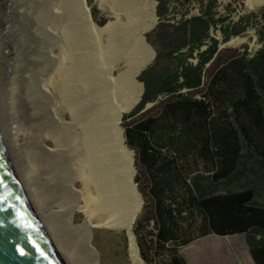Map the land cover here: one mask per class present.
Returning a JSON list of instances; mask_svg holds the SVG:
<instances>
[{"label":"bare ground","instance_id":"obj_1","mask_svg":"<svg viewBox=\"0 0 264 264\" xmlns=\"http://www.w3.org/2000/svg\"><path fill=\"white\" fill-rule=\"evenodd\" d=\"M29 1L31 51H21L25 33L14 51L6 25L15 2L0 0L2 161L61 264H92L89 227L123 229L132 263L146 264L132 229L143 201L121 118L137 102L135 77L150 62L136 35L152 26L154 2L122 0L128 22L98 28L86 0ZM113 45L122 51H97ZM74 211L85 222L70 224Z\"/></svg>","mask_w":264,"mask_h":264},{"label":"trees","instance_id":"obj_2","mask_svg":"<svg viewBox=\"0 0 264 264\" xmlns=\"http://www.w3.org/2000/svg\"><path fill=\"white\" fill-rule=\"evenodd\" d=\"M157 1L158 23L137 37L150 58L156 54L135 77L143 93L121 124L144 200L133 224L140 256L190 264L181 247L212 234L244 235L254 263L264 264V45L250 57L222 58L212 39L191 64L210 25L225 17L215 18V0H201L200 15L171 23L178 0ZM223 31L225 41L239 32Z\"/></svg>","mask_w":264,"mask_h":264},{"label":"rangeland","instance_id":"obj_3","mask_svg":"<svg viewBox=\"0 0 264 264\" xmlns=\"http://www.w3.org/2000/svg\"><path fill=\"white\" fill-rule=\"evenodd\" d=\"M13 1L15 2V7L13 8V6L11 5L12 12L9 14V19L7 18L8 25H6V29H7L6 33L9 32L8 33L9 44L10 46H12V50L19 51L20 49L19 50L17 49L18 43H15L14 39L15 38L17 39L19 36L25 33L24 38L23 37L19 38L20 42L25 43L24 44L25 48H23L21 51H31V49L29 50V45H30L29 42L33 40H31L32 38L30 35L31 33L29 34L30 25H28V23L30 21V18L28 19L29 14L28 15L25 14L28 13L26 12L27 9L28 10L30 9V1L29 0H13ZM153 2L154 5L152 11H153L154 20L152 21L153 22L151 26L152 28L150 27L151 28V29L149 28L150 30L148 29L147 31L143 32L144 34L151 31L158 23V16L156 14V7L158 1L153 0ZM122 3H123L122 0H93L92 6H89L88 3L86 2V5L89 9V19L98 28H103L107 22H113V23L117 22L120 23V25L121 23L122 24L125 23V21L128 22V19L125 13L123 12L124 9H122L123 8ZM201 6H202L201 0L173 1L171 3V12L169 13L168 17H170V20L171 19L175 20L178 15L182 17H186L188 15H190V17L194 15H200ZM91 7H93L96 11L97 20L93 19ZM213 10L215 12V18L217 17L226 18L225 21L222 22L218 21L219 23H221L220 32L222 34V38L224 36L223 27L225 26L227 27L229 25H233L234 28L236 26V28L239 31L237 34H234L232 36L240 35L241 37L246 38L245 44L243 43L238 44L240 40L227 43L231 37H229L227 41H225L224 39L219 41L218 51L222 56V58L231 54L246 53L245 48L249 47V44L252 45L251 55H253L261 47H263L264 43L260 38V33L261 31H264V4L254 8H250L246 5V0H215V5L213 7ZM217 30L218 28L216 26H213V28L210 29V36L212 37V39L215 38L211 34L217 36L218 35ZM105 31L112 32V29L109 31L108 30ZM137 37L138 34L136 35V38ZM43 38H44V43H46L48 39H46L45 37ZM164 43L165 44H163L162 46L163 49L164 47H166L167 44L166 41ZM26 44L28 45V49H26L27 47ZM259 44H261V46H258ZM91 47L89 46V49ZM242 47H245L244 50H242L243 49ZM121 48L122 46L119 45L104 46L103 48H98L97 51L99 50L117 51V49L118 51H122ZM89 51H95V49ZM162 52H166V51H162ZM155 54L156 53L154 51V57ZM154 57L153 59L150 58V62L145 67L152 64ZM160 65L163 69H167L171 67V65H169V63L164 58L161 60ZM135 82L137 83V81ZM141 91H142V86H141ZM139 98L137 101L138 103H139ZM136 103L134 107L138 104ZM150 106H151L150 104L147 105V107ZM134 107H132L129 111L124 112L123 114L130 112ZM122 122L123 120L121 118V124ZM121 129L123 134V129H124L123 125H121ZM123 144L125 146L124 136H123ZM125 148L127 149L128 152L132 154V168L134 170V176H135V168H134L135 152L133 149L127 148V146H125ZM133 184L136 187L138 194L141 196L142 194H140L141 192L139 193L134 181ZM142 198L143 196H141V200L143 202L141 203V208L137 213L136 217H138L141 214L143 208L144 200ZM135 220L136 218L134 219V221ZM83 222H85L84 214L80 211H74L70 218V224L77 226ZM133 226L134 225H132V229ZM89 232L91 237L88 243H89V249L93 253L92 264H95V262L96 264H133L131 259L129 258L130 257L129 249H128L129 241L127 238L126 231H124L123 229H116L110 227H89ZM181 251L188 258V261H190L191 264H255L251 255L248 252L244 235H232V236H218L214 234L208 235L206 237L199 238L186 246L181 247Z\"/></svg>","mask_w":264,"mask_h":264},{"label":"water","instance_id":"obj_4","mask_svg":"<svg viewBox=\"0 0 264 264\" xmlns=\"http://www.w3.org/2000/svg\"><path fill=\"white\" fill-rule=\"evenodd\" d=\"M0 264H61L17 191L1 155Z\"/></svg>","mask_w":264,"mask_h":264},{"label":"built area","instance_id":"obj_5","mask_svg":"<svg viewBox=\"0 0 264 264\" xmlns=\"http://www.w3.org/2000/svg\"><path fill=\"white\" fill-rule=\"evenodd\" d=\"M206 1H207V0H204V3H206ZM200 14H201V13H200ZM191 17H192V16H191ZM191 17H190V15H188V16H186V17H182V16L178 15V16L176 17L175 20H174V19H171L170 21H171L172 23H178L180 20H186V19H189V18H191ZM225 20H226V18H225ZM225 20H224V21H225ZM213 26H216V27L218 28V30H217L218 35H217V36H215V35H213V34H211V35L215 38V40L218 41L217 44H219V41H221L222 39H224V36H223V38H222V34H221V32H220V26H221V23L216 22L215 24L210 25V29L213 28ZM227 27H228V29H229L230 31H233V30H234L233 25H229V26H227ZM210 29H209V37L205 40V43H204L202 46H200V48L195 49V50L193 51V56L188 57V62H189V63L196 65L197 62H198V52H201V51H203L204 49H206L207 46H208V44L211 43V41H212V37L210 36ZM232 35H234V34H232ZM232 35L230 36L231 38H230V40H229L227 43H230V42H233V41H238V40H240V42H239L238 44H242V43L245 44V41H246V38H245V37H241L240 35H236V36H232ZM258 46H261V44H259ZM220 47H221V46H220ZM242 48H243L242 50H244L245 47H242ZM256 49H257V48H256ZM256 49H255V50H256ZM218 50H219V49H218ZM245 50H246V55H247V56H249V57L252 56V55H251V51H252V45H251V44H249V47H246ZM208 64H209V62H207L205 65L208 66Z\"/></svg>","mask_w":264,"mask_h":264},{"label":"crops","instance_id":"obj_6","mask_svg":"<svg viewBox=\"0 0 264 264\" xmlns=\"http://www.w3.org/2000/svg\"><path fill=\"white\" fill-rule=\"evenodd\" d=\"M187 258V257H186ZM187 260H188V258H187ZM189 263H190V261H189ZM191 264V263H190Z\"/></svg>","mask_w":264,"mask_h":264}]
</instances>
